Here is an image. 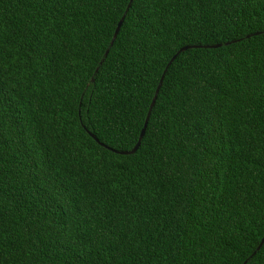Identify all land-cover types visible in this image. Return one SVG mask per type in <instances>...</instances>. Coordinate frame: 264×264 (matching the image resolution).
<instances>
[{
  "label": "trees",
  "instance_id": "16d2710c",
  "mask_svg": "<svg viewBox=\"0 0 264 264\" xmlns=\"http://www.w3.org/2000/svg\"><path fill=\"white\" fill-rule=\"evenodd\" d=\"M129 3L0 0V264H264V0Z\"/></svg>",
  "mask_w": 264,
  "mask_h": 264
},
{
  "label": "water",
  "instance_id": "95a60500",
  "mask_svg": "<svg viewBox=\"0 0 264 264\" xmlns=\"http://www.w3.org/2000/svg\"><path fill=\"white\" fill-rule=\"evenodd\" d=\"M131 4H132V0H130V3H129V5H128V7H127V9H126V11H125V13H124V15L122 16V18L120 19V21H119V23H118V25H117V27H116V30H115V33H114V36H113V39H112V41H111L110 46H112V45L114 44V42H115L117 36L119 35L120 30H121V28H122V26H123V23H124V21H125L126 15H127L128 11H129L130 8H131ZM259 34H261V33H257V34H255V35H259ZM249 37H251V36H249ZM221 46H222V45H214V46H185V47H182L181 49H179V50L177 51V53L171 58V60H170L169 63L167 64V66H166V68H165V70H164V72H163V74H162V76H161V78H160V82H159L158 87H157V89H156V91H155V95H154V97H153V99H152V102H151V105H150V108H149V111H148V114H147V117H146V120H145L144 126H143V128H142V131H141V133H140V136H139L138 142H137V144L135 145V147H134L131 151H122V152H121V151H115V150H112V149H110V148H108V147H107V148H108L109 150H111V151L117 153V154H120V155H134V154L138 151V149H139V147H140V145H141V142H142V140H143V138H144V136H145L146 129H147V126H148V123H149V120H150V116H151V113H152V111H153V108H154V106H155V104H156V101H157L158 95H159V93H160V90H161L162 84H163V82H164L165 76H166V74H167L169 68L172 66V64H173V63L176 61V59L178 58V56H179L180 54H182V53L188 51V50L195 49V48H218V47H221ZM109 52H110V49H108V50L105 52L104 59L100 62V66L104 63L105 59L108 57ZM98 70H99V69L96 70V73L98 72ZM88 133H89V135H90V136H91L96 142L100 143L99 140H98V139H97L92 133H90V132H88ZM101 145H102V146H105L104 144H101ZM263 246H264V236H263V238L261 239V241H260L259 245L257 246L256 250H255V251L252 253V255L250 256V258L254 257V256H255V255H256V254L262 249ZM247 262H248V260H246L243 264H247Z\"/></svg>",
  "mask_w": 264,
  "mask_h": 264
}]
</instances>
